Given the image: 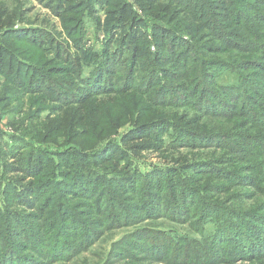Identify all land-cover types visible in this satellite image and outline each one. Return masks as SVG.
<instances>
[{"label": "trees", "instance_id": "1", "mask_svg": "<svg viewBox=\"0 0 264 264\" xmlns=\"http://www.w3.org/2000/svg\"><path fill=\"white\" fill-rule=\"evenodd\" d=\"M30 1H0L3 111H8L7 101L22 99L45 108L51 103L54 110H82L112 95L137 94L149 99L154 109L193 110L202 123L228 128L198 132L163 117L149 122L138 117L128 125L126 136L146 131L159 146L169 141L173 149L221 150L225 157L222 166L215 164L216 158L197 159L133 178L132 189L138 190L142 181L152 186L144 192L145 216L185 224L196 236L171 232L177 244L167 245L138 229L139 240L117 242L132 248L121 250L123 257L164 264H223L232 257L263 262L264 208L234 207L216 201V195L234 189L241 197H264V0H38L59 18L60 31L50 28L49 18L41 25L23 23ZM90 26L93 43L87 46ZM203 38L212 48L203 51L197 45ZM22 47L36 50L37 56ZM224 74L234 79L222 81ZM140 106L135 111L146 110ZM93 125L96 133L104 129L100 122ZM115 130L107 127L105 132ZM0 141V170L26 176L25 184H19L16 177L0 175V264L65 263L78 248L93 242L96 231L89 225L79 230L55 199L66 194L64 183H70L69 197L89 196L73 188L85 179L80 175L88 159H106L116 137L84 152L85 160L78 164L70 159H77L78 153L64 156L67 150H56L52 154L65 165L61 172L46 164L43 149L24 148L23 137ZM20 155L18 164L6 162ZM237 161L240 164L231 167ZM186 180L213 183L200 187ZM119 181L125 180L120 176ZM129 215L115 222L128 226L137 220ZM23 218L39 220L25 226ZM112 253L110 248L107 254Z\"/></svg>", "mask_w": 264, "mask_h": 264}, {"label": "rangeland", "instance_id": "2", "mask_svg": "<svg viewBox=\"0 0 264 264\" xmlns=\"http://www.w3.org/2000/svg\"><path fill=\"white\" fill-rule=\"evenodd\" d=\"M30 3L31 7L29 6V11L24 15L25 21L23 23L41 25L45 22L44 20H48L49 18L51 22L50 28L56 31L61 30L59 18L52 16L49 11L41 8L39 4L42 3L40 1L32 0ZM135 7L137 6L135 5ZM174 26L177 27V25ZM93 34V28L90 26L86 34L87 42H85L87 46L92 45ZM99 34L100 38L104 37V34L101 32ZM81 42H84L83 39ZM197 45L200 48L202 47L203 51H206L207 47L212 48L206 38H203ZM151 47L154 49V46ZM22 48L30 51V54H33L35 57L38 54L36 50ZM204 54L205 56L207 55L206 53ZM208 56H211V54H208ZM145 70L146 72L148 71V65L145 67ZM165 76L168 77V73H165ZM231 79H234L232 75L224 74L221 80L227 81ZM35 101L31 99H22L17 102L7 101L5 107L8 106V111H3L0 107V138L9 140L12 136L23 137L24 148L32 145L36 150L43 149L45 154L42 155L46 157V164L56 171L61 172L63 171L61 169L65 168V165H60L63 163L62 159L52 154L56 150H67L63 152L64 156H71L72 154L78 153L80 156L77 159L70 157L71 160L78 164L85 160L84 152L95 149L104 141L110 140V138L116 137L117 141V143L113 142L111 145L109 144L110 152H108L106 159L100 160L97 157L88 159V165H86V168H84V171L80 175L86 180L80 179L79 183L73 188L78 192L89 194L88 197L85 199L69 197L72 192L70 183L63 184V190L66 191L64 196L61 197L55 194L58 198L55 200L63 203V206L60 204V209H63L66 219L75 220L72 223L79 230H82L85 225H89L96 231L93 242L88 245H83L80 249L78 248L77 252L71 254L65 263L56 261L55 264H100L103 261H109L111 262L110 264H164L160 261L153 262L145 258L133 256H130L132 259H127L126 256L123 257L121 250L130 252L132 248L117 242H124L125 239L127 241L139 240L138 237L141 235V232L138 229H142L145 233L144 235H147L149 239L161 240L167 245L177 244L172 237L173 233L187 235L191 238L196 236L194 229L185 224H177L174 221H169L162 217L157 219V216H145L144 199L146 196H144V192L147 188H152L151 183L142 181L141 187L138 190L132 189L129 184L133 178L140 179L141 177H145L153 169L161 170L163 168L177 166V162H181L184 165L192 163L197 159L206 160L208 158H216L215 164L222 166L220 164L222 161L220 160L225 157L222 153L223 151L173 149V147L168 145L169 141L159 146L157 139L154 136L147 135L146 131L135 133L131 136H126L128 133L126 131L128 125L133 121L136 122L138 117L142 118L145 122L163 117L179 122L183 128H191L198 132H213V129L216 128L222 131L223 129H228L226 124L224 126L221 125V128L213 124H209V126L207 122L202 123L203 121L196 117L193 110L185 111L181 108L165 109L158 105L157 109H154V105L149 99L137 94L112 95L108 98L99 99L94 104L88 105L89 108L82 110L71 109L77 108L72 106H65L64 108L54 110V105L51 103L46 102L50 108H45V106L39 105ZM140 105L145 106L146 110L138 109L135 111L134 108L136 106L140 108ZM137 121L139 120L137 119ZM95 122H100L104 127L99 133L95 131L96 126L93 125ZM107 127H115L116 130L113 134H110L105 132ZM20 141L19 139L18 142ZM1 150L2 144L0 141ZM20 158L21 155L16 160L7 159L6 162H11L10 164L14 163L16 165L20 162ZM51 162L55 165L54 167L51 166ZM237 164H240V161L230 165L234 167ZM189 171L188 169L187 172ZM187 172L183 171L184 174ZM0 175L2 178L5 176L16 177V180H19V184H25L23 182H26V176L21 173L9 171V169L0 170ZM56 176L58 178H66L62 173H57ZM120 176L124 178V182L119 181ZM185 182L193 185L198 184L200 187H203L205 184L212 186L213 183L212 180H186ZM53 186H56V184ZM142 189L143 192L140 193ZM218 189H220L219 191L222 190V188H216V190ZM225 191L216 195L219 199L214 197L216 201L221 200L220 202L222 203H230L232 206L238 208H245L249 205H261L264 208V197H261V199H256L255 197L257 195L241 197L234 193V189ZM166 195L169 198L170 194L166 193ZM256 208L259 211L258 206ZM19 210V212H24L23 209ZM125 214H130V218H137V220H130L128 226L118 225L115 221L122 220V215ZM54 215L56 216V214ZM22 220L24 225L27 226L29 222H36L39 219L23 218ZM66 221L64 220V222ZM64 226L63 224L61 228H64ZM68 237L69 242H71L70 239L73 236L70 235ZM114 245L116 246L114 247ZM110 248L113 252L112 255L107 254ZM182 262L185 264L184 260ZM223 264H264V261L256 262L232 257L231 261H225Z\"/></svg>", "mask_w": 264, "mask_h": 264}]
</instances>
